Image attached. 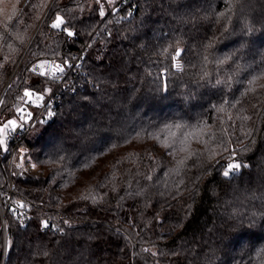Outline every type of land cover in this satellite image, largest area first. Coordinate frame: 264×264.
I'll use <instances>...</instances> for the list:
<instances>
[{
  "label": "trees",
  "instance_id": "1",
  "mask_svg": "<svg viewBox=\"0 0 264 264\" xmlns=\"http://www.w3.org/2000/svg\"><path fill=\"white\" fill-rule=\"evenodd\" d=\"M54 1L0 0V126L25 89H55L37 63L84 59L53 120L0 146V264H264V0H101L104 18L96 0ZM174 124L197 134L186 152L165 146Z\"/></svg>",
  "mask_w": 264,
  "mask_h": 264
},
{
  "label": "snow or ice",
  "instance_id": "2",
  "mask_svg": "<svg viewBox=\"0 0 264 264\" xmlns=\"http://www.w3.org/2000/svg\"><path fill=\"white\" fill-rule=\"evenodd\" d=\"M97 4L100 5L99 7V14L101 17H103L105 15V10L103 5L101 4V0H96ZM107 2L111 5L112 3H114V0H107ZM236 2V0H224L225 5H228V11L231 12L232 11V7L231 5H233ZM220 16H225V13H220ZM65 20L64 18L57 14L55 16V19L53 20V22L51 23L50 27L53 29H62L69 37L75 35V33L68 28L67 26H65ZM63 26V27H62ZM167 51V50H165ZM181 49H176L175 50V54L174 55H170V60H171V68L174 69L177 73H182L185 71V67L184 65L180 62V56H181ZM233 54H229L228 56H225L223 59H220L217 61L218 64H223L226 60L231 59ZM208 57L205 55L203 57L204 61H207ZM46 64H49V62H42L39 65H37V68L40 69H44L46 67ZM64 64H67V61L64 62ZM50 69H51V75L53 77H57L58 73H63L64 72V67L61 64H55L54 62H50L49 64ZM36 68H33L32 71H36ZM40 75H46L47 72L41 71L39 73ZM208 73L207 71L203 70L200 73V76L202 79L207 80L208 78ZM162 78H165V73L161 74ZM232 77L231 76H226L224 79H220V78H216L215 79V86H224V87H231V81ZM259 79V76L257 77H253L251 80H249V85H252L255 83V81ZM164 91H167V84L166 82L164 83L163 89ZM249 90H252L251 88ZM27 98L28 103H34L36 101H42L43 100V94H38L36 92L30 91L28 89H25L24 91V97H21V100L24 101V98ZM229 102L228 101H224L221 105H213L212 107L219 113H224L226 111L225 109V105H228ZM39 106V105H38ZM231 106V105H229ZM17 111V118L16 119H9L7 120L6 123H4L2 126H0V146H3L4 150L7 151V147H6V139H7V134L8 133H14L17 131L18 128H22L24 124H26L31 118H32V113L31 112H26L25 109L23 107H17L16 109ZM53 115H55V113L50 109V107L48 108L47 111V116L48 117H52ZM245 119H248L247 117H245ZM18 121L20 123H18ZM46 121H40V123H45ZM184 127L181 124H174V125H166L165 128L168 131L169 136L172 138L171 143L166 144V147L169 148H173L177 143L180 145L179 147V151L181 152H186L188 151L186 145L189 142L190 138H197V134L196 132H185L184 131ZM207 125H198L197 128L199 129L201 134H205L204 133V129L207 128ZM178 129L180 130V136L177 137L176 133L174 131H172V129ZM227 130H225L226 132ZM207 137L209 140H213L214 139V133L208 132L206 133ZM226 150V149H225ZM170 154L174 155V152H170ZM192 153L189 152V156H191ZM211 156L215 155V151L213 150L210 153ZM184 163V160H180L178 161L179 165H182ZM246 166V165H245ZM242 165L239 162H230L225 166V170L223 171L222 175L225 178H233L234 175L236 173L239 172V170L241 169ZM20 207H23V205H19ZM44 226L48 227V223L45 221L44 222ZM10 243V242H9ZM145 251H147V249H145Z\"/></svg>",
  "mask_w": 264,
  "mask_h": 264
},
{
  "label": "built area",
  "instance_id": "3",
  "mask_svg": "<svg viewBox=\"0 0 264 264\" xmlns=\"http://www.w3.org/2000/svg\"><path fill=\"white\" fill-rule=\"evenodd\" d=\"M126 0H121L119 4L124 3ZM105 10V15L103 16L106 17L108 15V9L107 7L102 4ZM113 11V10H112ZM60 32L65 33L62 29H60ZM42 62H54L55 64H61L64 67V72L63 73H58L57 77H53L51 75V69L49 64H46V67L44 69L37 68V75L42 77L44 80L54 82L56 84L55 89L49 94V96L42 101H36L34 103H29L28 106H26L24 109L26 112H31L32 113V118L23 125L22 128H18L16 132L14 133H8L7 137L10 140H16V141H22L23 138L28 134L29 131L33 130L37 125L39 124H47L48 122H51L54 118L55 115L52 117L47 116V111L48 108L56 114L57 111V105L62 93V89L65 90H72L73 89V81L77 80L78 77L81 75V68L84 65V59L83 56H80L77 58L76 63L73 64L71 61H67V64H64V61H58V60H51V59H45ZM76 67V69L73 71V68ZM41 71L47 72L46 75H40L39 73ZM69 79H71V82L68 83ZM69 85V87L67 86ZM39 105V106H38ZM18 115V114H17ZM17 118V116H16ZM40 121H46L45 123H40ZM18 123H20L18 121ZM7 199L9 205H13L11 196L7 195L5 196ZM18 205L15 207V211H17ZM2 211V210H1ZM3 212V211H2ZM24 215H26V212H23ZM161 220V218H160ZM4 227V226H3ZM6 234V230L4 228V235Z\"/></svg>",
  "mask_w": 264,
  "mask_h": 264
},
{
  "label": "rangeland",
  "instance_id": "4",
  "mask_svg": "<svg viewBox=\"0 0 264 264\" xmlns=\"http://www.w3.org/2000/svg\"><path fill=\"white\" fill-rule=\"evenodd\" d=\"M119 0H114V3H112L111 5L107 2L108 6H115V4L118 2ZM41 62L37 63L33 68H36L37 69V65H39ZM32 68V69H33ZM31 69V70H32ZM37 71V70H36ZM36 71H32L35 75L37 74ZM11 80H9L8 84L10 83ZM16 119V118H14ZM41 130V127L37 126L32 132L30 135L32 134H35L37 131H40ZM20 164H22V167L23 169L29 174V175H32V176H36V177H45L46 176V171L34 164H31V163H28L26 161V159H22L20 161ZM5 220V219H4ZM6 230V228H5ZM4 250L6 251V248H7V233L4 235Z\"/></svg>",
  "mask_w": 264,
  "mask_h": 264
},
{
  "label": "water",
  "instance_id": "5",
  "mask_svg": "<svg viewBox=\"0 0 264 264\" xmlns=\"http://www.w3.org/2000/svg\"><path fill=\"white\" fill-rule=\"evenodd\" d=\"M55 1H56V0H55ZM55 1H54V2H55ZM54 2H53V3H54ZM0 209L2 210L1 202H0ZM3 219H5V215H4V214H3ZM3 226H4V228H6V226H5V222H4V225H3Z\"/></svg>",
  "mask_w": 264,
  "mask_h": 264
}]
</instances>
